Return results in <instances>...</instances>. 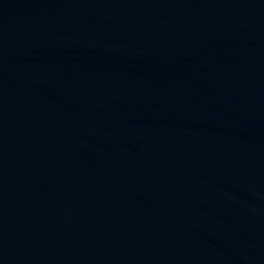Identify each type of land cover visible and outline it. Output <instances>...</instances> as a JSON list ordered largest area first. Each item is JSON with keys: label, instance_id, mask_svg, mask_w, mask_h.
Segmentation results:
<instances>
[{"label": "water", "instance_id": "1", "mask_svg": "<svg viewBox=\"0 0 264 264\" xmlns=\"http://www.w3.org/2000/svg\"><path fill=\"white\" fill-rule=\"evenodd\" d=\"M0 264H264V0H0Z\"/></svg>", "mask_w": 264, "mask_h": 264}]
</instances>
